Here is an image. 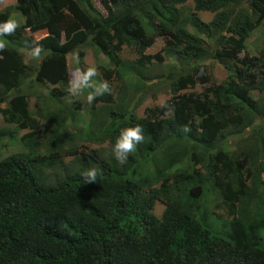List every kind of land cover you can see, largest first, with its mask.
Masks as SVG:
<instances>
[{"label":"trees","instance_id":"obj_1","mask_svg":"<svg viewBox=\"0 0 264 264\" xmlns=\"http://www.w3.org/2000/svg\"><path fill=\"white\" fill-rule=\"evenodd\" d=\"M193 2L190 15L187 0H15L0 12V22L11 10L24 18L1 37L6 125L36 123L22 92L29 75L24 52L36 47L42 58L34 80L61 85L60 96L69 93L68 56L89 46L108 58L125 95L132 94L128 110L92 113L79 132L69 129L74 112L59 106L42 115L50 132L44 151L33 131L19 139L24 152L0 160V264H264V45L251 56L247 43L257 30L264 38V0ZM198 13L214 17L205 22ZM44 30L36 42L25 36ZM158 37L166 57L181 66L165 77L171 99L140 118L135 111L151 86L146 52ZM124 47L138 58L122 60ZM84 57L78 53L80 65ZM209 60L225 80L188 92L209 84ZM52 97L56 105L62 100L53 91ZM136 124L144 141L124 166L75 146L78 138L92 141L95 126L101 142L114 146L120 131ZM7 136L13 131L1 129L0 139ZM91 168L100 170L97 181L84 183L82 173ZM210 199L228 219L207 206ZM157 202L166 206L160 218Z\"/></svg>","mask_w":264,"mask_h":264},{"label":"rangeland","instance_id":"obj_2","mask_svg":"<svg viewBox=\"0 0 264 264\" xmlns=\"http://www.w3.org/2000/svg\"><path fill=\"white\" fill-rule=\"evenodd\" d=\"M15 5V0H0V12H5L9 7ZM95 5L102 10V6L98 1H95ZM185 12L190 15L194 12V2L193 0H187L185 5ZM205 22L212 21L214 14L212 13H198ZM10 17L15 18L19 22V27L23 25L24 18L21 14L11 10ZM28 39L32 42H36L47 35V31L30 32L25 33ZM264 38L260 30L254 33V36L249 40L248 48L250 50L251 56L258 55L259 51L264 45ZM0 40H3L0 37ZM4 41V40H3ZM166 42L163 38H156L154 45L147 50L146 55L150 56L151 59L147 62L144 72L146 70L149 73V83L151 84L150 89L144 92V97L136 109L135 113L138 117L144 118L151 109L161 108L163 105L171 99V93L168 88L167 79L165 78L170 71L173 72L175 69L181 66L178 59L168 58L165 55ZM79 52H84V62L82 65L78 63L77 55ZM41 56L35 57L29 52H24V60L29 67V75L26 78L22 92L28 95L29 110L32 113V119L36 122L34 127H29L25 129L18 128L16 126L6 125L3 117L1 115V110L6 108V104H0V130L3 128H8L13 131L12 137H5L0 139V160L4 159L14 153L24 152L26 149L22 143H20V138L26 134L32 133L33 131L38 132L39 142L42 144L40 151H44L45 147L50 141L49 133L45 132V125L48 124L45 119L42 118L43 114L50 113V111H55L59 106L65 107L66 110H72L74 112V117L69 116V129L71 132H79L80 130L88 129L91 120V114L102 116L104 110L112 108L114 110H120L122 112L129 109V100L132 94L125 95L126 87L123 84V77L119 76V72L116 68L110 66L108 58L100 53L95 48L89 46L86 48H79L77 51L71 53L68 56V65L70 68L71 84H75L77 81L82 80L85 73L90 68L96 69V75L91 78L93 88H84L80 90L77 94H72L69 88V93L67 95H62V91L65 90L61 85H51L43 84L39 85L34 80V74L39 67L41 61ZM121 58L124 61H134L138 58L135 51L131 48L124 47L121 52ZM207 65V75L209 77V84L206 86H195L192 90L188 92H198L202 93L206 87L212 85H218L225 80V74L222 67L217 63L209 60L205 62ZM159 77L165 81L164 84H159L156 78ZM107 82L110 88V92H106L102 95H97L95 99L96 102L89 103L87 97L93 94L96 87H98L102 82ZM134 82V81H133ZM156 84L157 86H154ZM52 91L55 93V97H60L61 102L55 104L52 101ZM142 95V91L140 92ZM130 96V97H129ZM56 99V98H54ZM94 110V111H93ZM97 136L92 140L88 141L85 138L76 139L75 146L78 151H88V150H98L100 155L107 160H116L120 165L124 166L127 164L128 160L124 163L119 162L113 152V146L109 144L108 141L101 142V131L99 127H96ZM51 131V130H50ZM11 138V139H10ZM70 145L66 146L69 149ZM129 157V156H128ZM73 156H66L64 158V164L68 166L72 161ZM157 160L161 158L156 157ZM146 171L152 172V166H148ZM158 188L159 185L157 184ZM207 205L210 209L215 208V212L218 216L228 219L226 210L219 207L217 208L216 201L210 199ZM166 206L164 202H157L154 208V215L160 218L165 211ZM264 234V230L262 231Z\"/></svg>","mask_w":264,"mask_h":264},{"label":"clouds","instance_id":"obj_3","mask_svg":"<svg viewBox=\"0 0 264 264\" xmlns=\"http://www.w3.org/2000/svg\"><path fill=\"white\" fill-rule=\"evenodd\" d=\"M19 27V22L10 17L4 22H0V37L11 36ZM4 41L0 40V49H3ZM42 49L36 47L32 50L35 57H39ZM96 75V69L90 68L84 75L82 80L77 81L75 84L69 85L72 94H77L84 88H93L91 78ZM106 92H110L108 83L102 82L98 87L95 88L93 94H90L87 99L89 103H92L97 95H102ZM187 131V129H185ZM144 141V129L140 124H136L133 127H127L120 131L118 138L113 146V152L116 159L124 163L128 160V156L132 153L139 144ZM100 170L97 168H91L82 173L84 183H93L97 181Z\"/></svg>","mask_w":264,"mask_h":264}]
</instances>
